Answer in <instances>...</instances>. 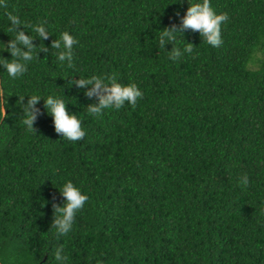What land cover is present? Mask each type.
<instances>
[{"label": "trees", "instance_id": "1", "mask_svg": "<svg viewBox=\"0 0 264 264\" xmlns=\"http://www.w3.org/2000/svg\"><path fill=\"white\" fill-rule=\"evenodd\" d=\"M203 0H7L0 7V59L12 12L43 25L39 59L12 79L0 65V264H264V0H210L222 25L216 48L190 30L159 47ZM68 31L75 67L52 53ZM192 55L169 59L173 47ZM27 50V49H25ZM258 54V55H257ZM118 74L144 93L135 109L88 114L96 99L71 79ZM42 97L37 133L27 131L19 96ZM63 99L82 121L78 142L56 133L44 108ZM250 179L245 189L240 177ZM71 180L89 199L72 231L56 238L52 203ZM55 197V201H53Z\"/></svg>", "mask_w": 264, "mask_h": 264}, {"label": "clouds", "instance_id": "2", "mask_svg": "<svg viewBox=\"0 0 264 264\" xmlns=\"http://www.w3.org/2000/svg\"><path fill=\"white\" fill-rule=\"evenodd\" d=\"M0 7L7 8V0H0ZM6 15L11 22V27L8 31L15 32V37L7 43V51L11 53L12 59L10 61L5 58L0 59V65H3L12 79H18L28 71V62L34 59L38 60L40 52H49V48L45 46H40L37 52L38 47L33 41L37 37L42 40H47L50 34L43 25H33L23 21L18 15H14L12 12H8ZM229 19L228 13L217 14L215 12L211 7L210 0H203L202 3L190 5L186 14L181 18L179 26L173 24L171 27L160 31L159 47L165 49V45L168 43L175 45L177 39L176 33L183 34L185 31L190 30L200 33L204 42L212 47L218 48L223 44L222 25L227 23ZM20 26H23V29H31L37 34L36 38L26 34L24 30H20ZM77 44H79V41L68 31H64L59 39L52 41L51 48L56 50L52 54L62 64L66 63L67 67L72 69L75 67L74 48ZM194 46V44L189 42L183 50L174 46L172 51L168 52L169 59L178 61L185 54L192 55ZM72 85L81 89H87L85 96L89 99H96V103L87 106V111L90 116L97 119L103 118L106 109L114 108L119 110L125 104H129L135 109L138 102L144 98L143 91L136 83L123 85L118 82V74L116 73L103 77L92 75L86 79H71L69 86ZM29 97L27 104H25V96H19L18 103L23 105V113L25 115L22 123L26 126L27 131L37 133L38 130L34 127V124L38 117L43 115L41 109L37 107L42 97L37 95H31ZM43 99L45 101L44 108L53 117L56 133L61 135L63 139L71 142L83 140L86 136V131L82 127V121L76 114L69 112L65 101L51 95ZM239 179L240 186L246 189L250 184L248 174L244 173ZM59 190L65 198V203L63 206L55 202L52 203L53 223L51 229L55 230L57 239L67 236L72 231L77 214L84 209L89 199L88 195L82 193L81 189L74 185L71 180L67 181ZM53 201H55V197H53ZM54 259L58 264H66L68 256L64 255L62 246L55 250Z\"/></svg>", "mask_w": 264, "mask_h": 264}]
</instances>
